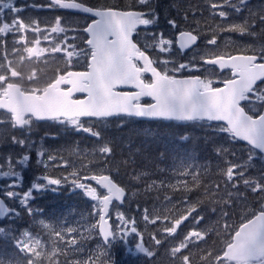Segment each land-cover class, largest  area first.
Wrapping results in <instances>:
<instances>
[{"label":"snow or ice","instance_id":"1","mask_svg":"<svg viewBox=\"0 0 264 264\" xmlns=\"http://www.w3.org/2000/svg\"><path fill=\"white\" fill-rule=\"evenodd\" d=\"M134 3L144 6L149 5L150 0H134ZM207 3L213 18H221L217 24L219 31L256 36L258 33L254 29L259 24V34L264 35V5L253 10L248 7V0H207ZM46 7L81 12L92 19L82 29L79 26L73 28L72 31L77 34L72 37L73 42L68 43L66 33L69 27L63 17L56 16L51 24L41 28L38 21L20 17L23 8L15 7L13 0H0V49L4 52L0 56V109L5 114L0 118V125L9 124L13 129L30 131L34 122L53 121L100 140L102 134L93 128V121L107 122L113 117L122 118L121 123L133 118L185 123L218 122L214 128L216 132L227 134V138L232 141H244L248 145V159L242 163L225 159L224 166L219 167L218 181L202 182L204 166L196 162L194 154H189L171 170L175 182L161 179L158 184L155 179L146 180L144 178L151 174L143 171L132 176L137 182L143 180L145 192L158 187L180 190L177 204L183 206L184 211L174 216L172 222L164 227L167 237L163 240L155 234H150V237L156 246L167 245L171 264H264V174L259 177L246 175L247 169L253 167L251 161L257 153L264 161V107L258 108L256 105L257 101L264 102V45L258 48L252 45L239 47V54L206 50L202 57L205 65L218 66L221 71L230 70V74L222 80L223 87H214L212 78L202 79L199 75L177 78L176 73L192 71L197 68L195 64H176L167 59L158 64L157 59L147 54L148 47L158 48L160 53L171 51L173 41L165 39L163 33L159 37L153 36L154 43L146 44L144 49L134 41L133 34L137 33L140 26L157 24L158 17L154 9L144 12L132 10V5L124 8L107 4L89 6L83 0H50ZM226 7L236 15L247 9L248 15L240 22L229 20L232 13L224 10ZM5 10L11 14L9 21L4 20ZM187 18L185 14L184 19ZM167 23L173 29L177 27L175 19H169ZM196 23L199 24V21ZM81 31L85 35H79ZM194 31H180L177 42L181 50L197 43L199 32L195 31L194 34ZM29 32L35 37L31 41L28 39ZM9 34L13 38V54L20 51L16 45H23V53L26 55L19 56L21 64L25 59L39 60L46 53H63V71L58 68L55 77L43 84L36 83L35 69L25 77L20 68L13 66L8 58ZM52 34L65 35L63 39L52 42L50 48L40 47L41 37L48 41ZM217 35L214 30L212 38L206 43L218 47ZM79 40L83 41V47L77 43ZM170 63L173 66L169 67ZM78 65H83V70H73ZM205 71L209 77L216 75L210 69ZM145 74H150L151 78L147 79ZM129 88L134 90H121ZM77 93L84 94V97L76 98ZM144 98H150L151 102H144ZM242 102H247L248 110ZM181 139L186 141L188 137L185 135ZM11 142L21 146L27 144L24 139L15 136L11 137ZM27 146L31 148L30 144ZM68 151L69 155L74 154L73 149ZM93 151L99 154L106 167L109 158L113 156L111 140H103ZM217 151L221 155L226 153L222 148ZM36 152L37 164L43 165L45 172L27 190H17L22 188V175L15 170L11 156L5 164L0 165V177L12 178L10 184L0 186V219L21 216L20 211L6 203L7 198L18 201L39 229L37 232L24 229L16 235L11 225L0 227V235L11 239L17 250L7 259L0 256V264H42V258L48 264H60L56 259L58 255L64 256V264H111L107 249L111 248L112 241L118 236L126 239L132 234L141 241L135 245L137 252L149 258V264H155L157 251L145 246L136 218L128 216L120 208L126 202L125 187L114 181L111 175H89L87 171L81 170L87 168L86 165L76 167L72 162L58 160L56 155L50 153L47 154V161L52 163H47L44 159L47 150L43 145ZM29 159L30 156L24 154L18 163L26 166ZM64 166L71 169L68 175H64L63 171L57 175L49 172L50 168ZM189 176L190 182L181 179ZM89 180L106 190V194L99 195L96 187L82 182ZM67 184L73 189L82 190L85 196L97 202L93 204L90 214L94 219L80 225L87 233L85 238L93 234L103 238V247L94 253L79 255L84 253V248L77 246L76 237L68 239L67 245L62 246L66 234L78 233L79 228L65 227L59 221L36 219L42 210L31 206L34 191L57 192ZM241 186L245 192L256 194L261 204L258 213L250 211V216L243 218L246 222L242 221L238 227L233 228L228 223L231 216L229 209L241 197L246 198L245 193L240 191ZM193 192L197 193L195 199L191 196ZM165 199L172 204L171 196L166 195ZM114 201L119 203L114 204ZM205 203L212 205L210 212L213 215L218 213L217 219L183 235L178 233V228L189 217L195 225L205 220V216L197 211ZM176 207L173 205V208ZM153 215L155 218L150 220ZM160 218L161 214L155 206L151 213L149 208L143 209V221L155 224ZM163 218L168 219V216ZM44 236L48 238L47 242L42 239ZM217 242L219 247L216 246ZM69 256L75 258L69 260Z\"/></svg>","mask_w":264,"mask_h":264},{"label":"trees","instance_id":"2","mask_svg":"<svg viewBox=\"0 0 264 264\" xmlns=\"http://www.w3.org/2000/svg\"><path fill=\"white\" fill-rule=\"evenodd\" d=\"M48 1L50 2V0ZM83 2L89 6L107 4L121 8H124L127 5H132V10H140L144 12H148L151 8L154 9L155 12H158V17H172L175 19L177 21L176 30H195L199 32L200 38L205 33L207 37L211 39L213 31L216 30L218 34V47L211 45L207 49L214 52L239 54L237 51L239 47L248 45H252L254 47L257 45V47H259V44H264V35L259 34V24H257L254 29L258 33V36L253 39H251L252 35H241L236 32L219 31L217 29V24L221 22V18L219 16H215L214 18H211L209 15H207V17L205 16L207 11L206 9H209L207 0H150L149 5L144 6L135 4L134 0H83ZM259 5H264V0H248V7H251L253 10H257ZM224 10L232 13L229 20H236L237 22L242 21V19L248 15L247 9H245L240 15H236L232 9L227 7ZM185 14L188 17L187 20L184 19ZM56 16H61L63 18L68 16L77 17L79 19L82 18L81 15L78 16L63 9H57ZM197 21H199V24L196 23ZM83 25L84 23L82 22L81 27ZM196 27L203 28V30H197ZM70 33L71 30H69L66 34L70 35ZM80 35L83 36L84 34L80 32ZM242 40H247L248 42L243 43ZM80 44L82 45V41H80ZM140 46L143 49L145 47L141 41ZM151 49L152 48L147 49V52L152 58L159 59V57H163L159 56V54L154 55ZM248 54L251 53L249 52ZM157 63L159 64L158 60ZM81 67H75L73 70H82L83 66ZM57 69L58 67L52 68L54 74H56L55 72H57ZM59 69L63 70L64 67ZM38 84L43 83L40 81ZM244 106L246 107V110H248L247 105ZM121 119L122 118L114 117L109 118L107 122L93 121V128L100 131L102 134V139L100 140L87 133L77 132L67 125L55 123L50 126V130H47V133H51L56 137L49 139L48 145H50V147L52 146V148H57L61 143L74 145L78 142V145L94 149L101 144L103 140H111L113 156L109 158V162L106 167L104 161L99 157V154L94 153L93 151V155L97 157L98 162L103 166V168H105L101 169V173L103 174L104 172L111 175L120 186L125 187L126 202L121 208L128 216L136 218L137 227L143 234V243L145 246L157 251L155 264H171L166 251L167 245L162 244L161 246H156L154 241L151 240L150 234H155L158 239L162 240L167 237V234L163 231L164 227L172 222L174 216H177L180 212L184 211V207L177 204L180 197V190L177 188L173 191L172 189L158 187L150 192H145L143 180L137 182L132 179V176L143 171L151 174L144 178L146 180L155 179L158 184L161 179H169L172 180V182H175L172 178L171 170L176 168L180 161L185 159L189 154H194L196 162L204 166L202 171H205V175L202 176V182L212 183L220 179L219 167L224 166V160L227 159L236 163H240V161L243 162L244 158L248 155V147L237 141L230 140L227 138V134L216 132L214 128L217 124H209L207 122L185 123L163 120L145 122L134 119H128L126 123H121ZM185 135L188 137L186 141L181 139V137H184ZM221 148L226 150L224 155H221L217 151ZM137 149H139V151H137ZM59 150L60 149L57 148V153L61 154V151ZM233 153H235V155H233ZM257 154L254 159L259 157ZM70 159L73 160L72 157H70ZM70 159L66 158L68 161H71ZM110 166L112 167L109 168ZM117 168L119 169L118 172ZM58 169L62 170L65 175L68 172V168L66 166ZM108 169H111V171H108ZM159 169H164L165 171L161 172ZM249 169L251 173L256 172L254 168ZM259 171H261V169H259ZM87 172L90 175L88 170ZM95 174L99 173L96 171ZM181 179H187L189 182L191 181L190 176ZM30 186L31 179L26 177L25 188ZM62 187L63 188L58 191V196L56 193H52L50 191H34L35 199L31 202V204L35 203V208H37V203L39 204L37 209L42 210L40 212V216L44 219H51L54 216H59L58 214L71 207H75V211L80 214L84 212L83 210L87 209V212L89 211V200L86 197L76 190H72L71 192L69 184ZM133 192L136 193L135 196L132 195ZM244 193L246 196V198L244 197L245 202L248 207L252 211L258 212L260 208L258 201L256 200L258 196L250 191H244ZM166 195L172 197V204H169L165 199ZM191 196L195 199L197 193L193 192L191 193ZM163 204L166 206L162 207ZM173 205H177V207L173 208ZM154 206L161 214V218L156 220L155 224L143 221V209L147 207L151 213ZM211 207L212 206L210 204L205 203L198 209L203 213H206V211H209ZM171 210H173V214L171 213ZM19 211L21 213L22 209H19ZM164 216H168V219H164ZM245 216H250V213H237L234 216L231 215L230 219L233 221V228L238 226L243 221ZM71 217H73V215ZM20 218L21 216L19 218H12L10 222L14 219H18L17 221H19ZM153 218H155L154 215L150 216V220ZM206 218L207 217H205L203 222L207 221ZM81 219L85 223L86 221L93 220V218L85 212ZM8 222L0 220V225L1 223L6 224ZM191 222L192 218L189 217V220L184 221L180 228H178V233L179 231L189 228ZM7 227L8 226H6V228ZM12 229L15 231L14 228ZM86 236L87 233L83 232V235L77 238L78 247L83 246L85 249L84 253L79 255L94 253L103 247V243L100 241L98 235L93 234L90 238H85ZM137 238L138 237L134 234L129 235L127 244L136 245V243H138L135 241ZM8 239L9 238L5 239L4 236L0 235V256L5 259L17 252L12 243L7 241ZM139 242H141L140 239ZM211 243L212 241L210 240L209 244ZM91 245L94 246L91 247ZM216 246H220L218 242ZM124 249L125 248H123L122 252H119L118 250L116 252V247H114L112 249V253L114 255H120L124 253ZM74 258V256L68 257L69 260ZM140 264H149V258L144 257V260L140 262Z\"/></svg>","mask_w":264,"mask_h":264},{"label":"rangeland","instance_id":"3","mask_svg":"<svg viewBox=\"0 0 264 264\" xmlns=\"http://www.w3.org/2000/svg\"><path fill=\"white\" fill-rule=\"evenodd\" d=\"M13 1H15V0H13ZM38 4H41V6H43L45 4L48 5L49 2H48V0H39ZM39 10H40L39 13L41 14V16H40V23H41L40 26H41L42 22H44V23L48 22L52 18V14H50L49 12H44L45 10L42 9L41 7H39ZM206 10L207 11H206V15L205 16L207 17V15H209L211 18H213L212 14L209 12V9H206ZM55 13H56V11H55ZM157 13L158 12L156 11V14ZM81 17L82 18H80V19L77 18V17H73V16L66 17L65 24L69 27V30H71L70 35H67L69 37L68 43H72L73 42L72 41V37L77 34L76 32L72 31V29L76 28L77 26H79V28L82 29L83 26L85 25V23L87 22L86 19L83 16H81ZM169 19H173V18L172 17L161 18L159 16L157 24L152 25V26H147L144 29L146 31H142L141 32V35H140L141 43L143 45H146V44L151 45V44L154 43L152 37L153 36L159 37V35L161 33H163L165 39H171L173 41L172 49H171L170 52L160 53L158 48H155V47H148L147 48V49L152 48L151 50L153 51L154 55L155 54H159V56H163V57H159V59H157L158 62L167 59L170 62H174L176 64H178V63H186V64L192 63V64L197 65V67L200 65L201 67H203V69L200 70V71H202L201 74L205 75L206 78H212L213 80L220 79V76H218L217 74L215 76L209 77L208 73L205 71V69H210L212 72H214V70L212 68H209V67H206V66L204 67L201 64V60L203 59L202 57H204L205 51L211 46V45H208L206 43L207 40H209L210 38H208L207 35L204 33L201 36V38L199 37L200 38V43L195 49H192L191 51H189V52H187L185 54H180L179 51L176 49V46H175V37L180 31H186V30H176V28L173 29L167 23V21ZM82 22L84 23V25L81 27V23ZM167 26H168L169 29L167 28ZM196 28H197V30H203V28H199V27H196ZM208 30H211V29H208ZM79 35H80V33H79ZM257 36L258 35L252 36L251 39L256 38ZM80 41H82V40L77 41V43L79 44L80 47H83L84 46L83 45V41H82V45L80 44ZM242 42L246 43L248 41L247 40H242ZM51 43L46 42L41 37L40 47H49L50 48ZM261 45H264V44L263 43L259 44V46H261ZM256 47H257V45H256ZM20 52L23 53L22 50H20ZM47 57H51L50 63H46V64L41 63V64H39L38 61L37 62H33V61H30V60L29 61L24 60L22 64H21L20 61H17L14 64V66L19 67L20 70L24 73V75L27 76L31 72V68L33 66L32 64H34V65L37 64V68L40 70V72H39L40 79H44V78H46L47 76H49L51 74V70L53 68V65L55 67H58V68L64 67L63 60H62L63 53H57V54L46 53L41 58H47ZM53 58H55V62L52 65V59ZM81 66H83V65H79V66H76V67H81ZM171 66H173V63L169 64V67H171ZM34 67H36V65ZM75 70H77V69H75ZM194 70H195V68L192 71H194ZM185 71L186 72H191V71H187V70H185ZM50 76H53V75H50ZM33 131H35V129H33ZM33 131H30V134L28 135L27 140L23 137V139L27 142V144L31 145V148L29 149L27 144L25 146H21L19 144H13L11 142V129L9 127H7L6 129L3 130V132L8 135V139H7V141L5 143H2V142L0 143V165L5 164L8 161V157L11 156V162L14 165L15 170L19 171L21 173V175H22V188H18L17 189L18 191L27 190V188H25V178L26 177L31 179V184H32L36 180V178L38 176L44 174V172H45L44 166L37 164V152H36V149L38 147H40L41 145H43L44 149L47 150L46 155L44 157V159H45V161L47 163H52L50 161H47V154H49V153L53 154V155H56L58 160H60V159L66 160V158L70 159V157H72L73 160H71V159L70 160L73 162V164L76 167H80L81 165H86L87 166V168L81 169L82 172L87 171V170L89 171V169H91V171H89L90 175L95 174L96 171H97V173L102 174L101 173L102 172L101 169L103 168V166L98 162L97 157L93 155V148H85L82 145H78V142H76L74 145H68V144L61 143V144H59L60 146L57 147V148L60 149L59 151H61V154H58L56 147L52 148V146L50 147V145H48L49 141H47L48 142L47 143L44 138L43 139L45 140V142H39L38 140L34 139V137L36 136L37 132H39L40 135H43V133H45L44 131H41V130L37 129L34 134L33 133L31 134V132H33ZM46 136H47L48 140L51 139V138H56L55 135H53L51 133H47ZM20 139H22V138H20ZM35 141H38L37 144L32 145L31 143H29V142H35ZM69 149H73L74 150V154L69 155V151H68ZM24 154H28L30 156V159H29V161H28L26 166L20 165L18 163L19 159ZM257 155L259 157H257L256 159L253 158V160L251 161L253 167H250V168H254V170H256V172L255 173H251L250 169L248 168L247 172H246V175H248V176L259 177L260 175L264 174V161H262L260 159V154H257ZM61 156H63V157H61ZM247 159H248V155L246 156V158H244V161L247 160ZM240 163H242V162L240 161ZM111 167L112 166H110L109 168H111ZM103 169H105V168H103ZM259 169H261V171H259ZM70 170L71 169L68 168V172ZM60 171H62V170L52 169V168L49 169V172H52L54 175L59 174ZM68 172H67L66 175H68ZM63 174H64V172H63ZM103 174H106V173L103 172ZM11 181H12V178L0 177V186H4V185H7V184H10ZM82 182L90 183L93 187H96L95 184H94V181H90L89 180V181H82ZM69 187H70L69 189H70L71 192H72V190H76L77 192H79L80 194H82L84 197H86L89 200V211L87 212V209L86 210L82 209V210L87 215H90L92 213V211H93V208H92L93 204H96L97 202L93 201L90 197L85 196L82 190L73 189V187L70 184H69ZM61 188H63V187L61 186L60 189ZM46 191H50V190H46ZM240 191L242 193H244L245 189L241 186L240 187ZM50 192L56 193L57 196L59 194L58 191L57 192L50 191ZM97 192H98L99 195H103V193L98 188H97ZM0 196H2V191H0ZM34 199H35V197H34ZM5 200H6V202H8L11 205H16V204L19 205L18 201H11V200H8L7 198H5ZM256 200L258 201V205L260 206L261 201H260L259 197L256 198ZM34 204L35 203L31 204V206L33 208H35ZM165 206H166L165 204L162 205V207H165ZM38 207H39V204L37 203V208ZM121 210H122V208H121ZM197 211L202 213L205 217H207L206 218L207 221L206 222L202 221L200 225H195L194 222L192 221L189 228H187V229H185L183 231H179V233L181 235H183L184 233H186L188 231L193 230V228L199 229L201 227H204L205 224H207L209 222H214L217 219V216H218V213H217V215H213L210 212V210L206 211V213H203L199 209H197ZM229 211L231 212V215L234 216L237 213L238 214L239 213H250V211H252V210L246 204L245 198L241 197V199L239 201H237L229 209ZM84 212L80 214V213L75 211V207H71L68 210L58 214L59 216H55L54 218H51V219H47V218L44 219L43 217L40 216V213H38L36 219H44L45 222H56V221H59V222L63 223L65 227L71 226V227L79 228L80 230H79L78 233L66 234V238H65V241L63 242V245H67V240L68 239H71L72 237L79 238V237H81V235H83V232H85L83 228H80V225L85 224V222L81 219L83 217V215H84ZM171 213L173 214V210H171ZM21 214L22 215H21V218H20L19 221H17L18 219H14L12 222H8L6 224L5 223L4 224L1 223L0 227H6V226L11 225L12 228H14V230H15V231H13V229H12V231L16 235H19V233L22 230H24V229H30L33 232L39 231L38 227L33 223V218L30 217L23 209L21 211ZM72 215H73V217H71ZM193 215H195V214H193ZM228 223L233 227L232 219H229ZM238 226H236V227H238ZM236 227H234V228H236ZM1 236H3V235H1ZM5 239H6V237H5ZM42 239H44L45 242L48 241V238L46 236L42 237ZM128 239H129V236L126 239H120L119 236H118L115 240L112 241L111 248L107 249L108 256L110 257L111 260H113V261L118 260L122 264H125V262H127L126 264H133V262H135L136 260H138V262H142L144 260L143 254L137 252L135 245L127 244ZM7 241H10L12 243V245L14 246L13 241L11 239H8ZM135 241L139 243V238H137V240H135ZM124 245L126 247H124ZM92 246H94V245H91V247ZM79 247H81V246H79ZM114 247H116V252H117V250L119 252H122L123 248H125L124 249L125 251H124V253H122L120 255H114L112 253L113 252L112 249ZM49 248H50V245H49ZM56 259L58 261H60V264H64V259H65L64 256L58 255L56 257ZM42 264H48L47 260H43V258H42Z\"/></svg>","mask_w":264,"mask_h":264},{"label":"flooded vegetation","instance_id":"4","mask_svg":"<svg viewBox=\"0 0 264 264\" xmlns=\"http://www.w3.org/2000/svg\"><path fill=\"white\" fill-rule=\"evenodd\" d=\"M38 1L39 0H15V1H13V4H14V6L15 7H19V8H23V11L21 12V13H19V16L20 17H22V18H24L25 20H29V19H33V20H36V21H38L39 22V24H41L40 23V16H41V14L39 13L40 12V10H39V7H41L42 9H44L45 11L44 12H49L50 14H52V18L48 21V22H42V25L40 26L41 28H45L47 25H49V24H51V22L54 20V18L56 17V13H55V11L57 10V9H51V8H48V7H46L47 5L45 4V5H43V6H41V4H38ZM49 2V1H48ZM50 3V2H49ZM59 10H62V9H59ZM63 13V12H62ZM65 14V13H64ZM10 18H11V14L8 12V10H5V16H4V20L5 21H9L10 20ZM84 18L86 19V23H85V25L90 21V18L89 17H87V16H84ZM66 21V18H64V22ZM143 28H141V29H139L140 30V33L143 31L142 30ZM65 34H61L60 36H56V34H52L51 36H50V39L48 40V41H46V42H48V43H51V42H55V41H58V40H61V39H63V36H64ZM67 35V34H66ZM35 37H34V35L31 33V32H29L28 33V39L31 41V40H33ZM53 38H55V40L53 39ZM12 35L11 34H9L8 35V37H7V41H8V43H7V55H8V58L13 62V66H14V64L17 62V61H19V56L20 55H26V54H24V53H21L20 51L19 52H17V53H15V54H13L12 53V48H13V44H12ZM135 40H136V37H135ZM29 46H32L31 44L29 45ZM15 47H17V48H19L20 50H22L23 51V45H16ZM4 54V52H3V50L2 49H0V56H2ZM46 57V56H45ZM50 59H51V57H47V58H40L39 60H37V59H35V58H32V59H25L26 61H33V62H39V64H41V63H43V64H46V63H50ZM54 62H55V58H53L52 59V65L54 64ZM33 66H32V68H31V71L33 70V68L36 70V72H37V81H36V83H39L40 81L42 82V83H46L48 80H50V79H52V78H54L55 77V75L57 74V72H55L56 74H54L53 73V71L51 70V74L50 75H53V76H47L46 78H44V79H40V74H39V72H40V70L37 68V64H35L36 65V67H34L35 65L34 64H32ZM51 65V66H52ZM55 66L53 65V68H54ZM205 67V66H204ZM197 68L199 69V70H197ZM197 68H195V70H194V72H196V73H202V71H200L201 69H203V67H201L200 65L197 67ZM209 68H212L213 70H214V72L218 75V76H220V79H218V80H214V84H213V86L214 87H219V86H221V84H222V80H223V78L226 76V75H229L230 74V71H223V72H218L215 68H213V67H209ZM83 70V69H82ZM61 71H63V70H61ZM186 73H189V72H186ZM191 73V72H190ZM180 74V73H179ZM177 75V74H176ZM199 76H201V78L203 79L204 77V75L203 74H201V75H199ZM25 77H27V76H25ZM145 77L147 78V79H150V77H148V76H146L145 75ZM220 80V81H219ZM25 83L27 84L28 82L27 81H25ZM62 87H66V86H62ZM121 90H124V89H121ZM128 91H130V90H128ZM78 98V97H77ZM144 102H151L150 100H146V99H144ZM244 103V105H247V102H243ZM256 105H257V107L258 108H262L263 106H264V102H260V101H257L256 102ZM258 113H254L253 115H257ZM4 111H1L0 110V118H3L4 117ZM159 121H161V120H159ZM53 124H55V122H53V121H42V122H34V124L31 126V130L30 131H33V129H35V131L37 130V129H39V130H41V131H44L45 133H43V135H40V133L39 132H37L36 133V136L34 137V139L35 140H38L39 142H45V140H46V142L47 141H49L48 140V138H47V136H46V134H47V130H50V126L51 125H53ZM7 127H9L10 129H11V137H13V136H16V137H19V138H22L23 139V137L27 140V137H28V135L30 134V131H28V130H22V129H13L9 124H3V125H0V143L2 142V143H5L6 141H7V139H8V135L6 134V133H4L3 132V130L4 129H6ZM35 131H33V132H31V134L33 133L34 134V132ZM45 140H44V139ZM38 141H35V142H29V143H31L32 145H34V144H37V142ZM48 143V142H47ZM7 204L9 205V206H11V207H13V208H16L18 211H19V209H21V207L19 206V205H11V204H9L8 202H7ZM12 219H10V218H6L4 221L5 222H10ZM3 221V222H4ZM124 247H126L125 245H124ZM111 262H112V264H122L121 262H119L118 260H115V261H113V260H111ZM137 262V263H136ZM127 262H125V264H126ZM133 264H140V262H138V260H136L135 262H133Z\"/></svg>","mask_w":264,"mask_h":264},{"label":"water","instance_id":"5","mask_svg":"<svg viewBox=\"0 0 264 264\" xmlns=\"http://www.w3.org/2000/svg\"><path fill=\"white\" fill-rule=\"evenodd\" d=\"M70 12H72V13H75V14H82V15H86V16H88L87 14H84V13H81V12H77V11H73V10H69ZM90 17V16H89ZM92 18V17H91ZM91 22V21H90ZM89 22V23H90ZM142 26H140L139 28H141ZM138 28V29H139ZM180 33V32H179ZM179 33L176 35V37H175V45H176V48L178 49V51H180L181 53H184V52H186V51H189V50H191L193 47H195L197 44H198V42H199V39H198V41H197V43L195 44V45H193L192 47H190V48H187V49H184V50H181L180 49V47H179V44H178V42H177V40H178V37H179ZM135 34V33H134ZM134 34H133V36H134ZM203 64H204V60H203V62H202ZM208 66H210V65H208ZM211 67H214L217 71H219V72H223V71H230L229 69H225V70H223V71H221V70H219L218 69V66H211ZM145 75H147V76H149L150 77V74H145ZM188 76H177V78H187ZM151 78V77H150ZM259 83V82H258ZM67 87V86H66ZM220 87H223V83L221 84V86ZM124 90H130V91H133L134 89H124ZM76 96H83L84 97V94H80V93H77L76 94ZM83 97H81V98H83ZM144 99H146V100H150V98H144ZM151 101V100H150ZM264 107V106H263ZM1 111H4V110H2V109H0ZM134 119H136V120H142V121H155V120H149V119H137V118H134ZM38 122H42V121H38ZM212 123H218V122H212ZM238 142H240L241 144H245V145H247L246 144V142H244V141H238ZM248 146V145H247ZM96 184V183H95ZM97 185V184H96ZM98 187H99V185H97ZM99 189L104 193V194H106V190H104V189H102V188H100L99 187ZM115 202V201H114ZM116 204H118L119 202H115ZM111 207V206H110ZM4 219V218H3ZM0 220H2V219H0ZM101 238V240H102V242H103V238L102 237H100ZM112 264V263H111Z\"/></svg>","mask_w":264,"mask_h":264}]
</instances>
